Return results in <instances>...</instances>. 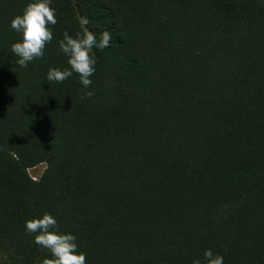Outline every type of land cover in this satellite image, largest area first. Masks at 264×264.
Here are the masks:
<instances>
[{
  "label": "trees",
  "instance_id": "16d2710c",
  "mask_svg": "<svg viewBox=\"0 0 264 264\" xmlns=\"http://www.w3.org/2000/svg\"><path fill=\"white\" fill-rule=\"evenodd\" d=\"M26 3L0 0V264H43L23 225L45 212L87 264H264V0H53L54 39L23 69ZM82 16L112 34L84 99L75 74L44 80Z\"/></svg>",
  "mask_w": 264,
  "mask_h": 264
},
{
  "label": "clouds",
  "instance_id": "9594fccd",
  "mask_svg": "<svg viewBox=\"0 0 264 264\" xmlns=\"http://www.w3.org/2000/svg\"><path fill=\"white\" fill-rule=\"evenodd\" d=\"M52 5L53 0H27L22 12L9 22V28L20 37L10 46L11 54L16 57L14 63L20 68L26 69L30 63L43 59L47 45L53 41L52 29L57 24V13ZM78 24L80 31L75 36L65 31L62 39L57 40L59 51L67 58V67H50L44 80L49 85L59 84L75 74L85 89L81 97L84 99L94 95L89 90L96 71V59L91 53L93 49L109 48L112 34L104 30L97 36L88 29L89 20L84 16L78 19ZM23 227L25 233L33 237L32 243L49 254L43 264H87L86 253L79 250L76 235L61 231L57 218L51 213L26 219ZM224 260V254L207 248L203 257L193 259L192 264H224Z\"/></svg>",
  "mask_w": 264,
  "mask_h": 264
},
{
  "label": "rangeland",
  "instance_id": "374dc122",
  "mask_svg": "<svg viewBox=\"0 0 264 264\" xmlns=\"http://www.w3.org/2000/svg\"><path fill=\"white\" fill-rule=\"evenodd\" d=\"M45 168H46V164H44V163L39 164L33 168H30L28 170V173L33 180H38L41 177V175L43 174Z\"/></svg>",
  "mask_w": 264,
  "mask_h": 264
}]
</instances>
